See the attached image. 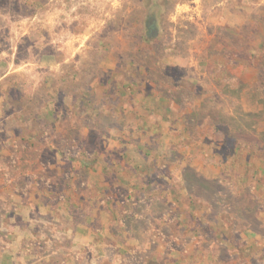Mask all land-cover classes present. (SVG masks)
<instances>
[{
    "label": "rangeland",
    "instance_id": "374dc122",
    "mask_svg": "<svg viewBox=\"0 0 264 264\" xmlns=\"http://www.w3.org/2000/svg\"><path fill=\"white\" fill-rule=\"evenodd\" d=\"M0 264H264V0H0Z\"/></svg>",
    "mask_w": 264,
    "mask_h": 264
},
{
    "label": "trees",
    "instance_id": "16d2710c",
    "mask_svg": "<svg viewBox=\"0 0 264 264\" xmlns=\"http://www.w3.org/2000/svg\"><path fill=\"white\" fill-rule=\"evenodd\" d=\"M152 28H153L152 24L150 27L148 26L147 28L145 26H143V30L140 32L141 33L140 36H141V39L144 40L145 42H149L155 38L156 34L154 33V30ZM256 116H257V118H259V114H257ZM258 135L260 136V134H258ZM184 172L186 174V182H188L191 186H194V184L197 186H200V184L203 183L201 175H198L195 171L184 170ZM187 186H189V185L187 184ZM214 188H216L215 184L210 190L209 189L205 190V193L207 191L208 193H211L210 195H212V196L214 195L213 197H215V193H214L215 189ZM218 207H216V208H218Z\"/></svg>",
    "mask_w": 264,
    "mask_h": 264
}]
</instances>
